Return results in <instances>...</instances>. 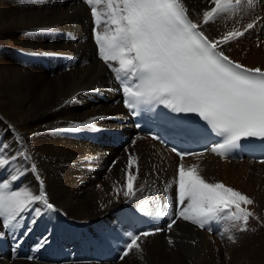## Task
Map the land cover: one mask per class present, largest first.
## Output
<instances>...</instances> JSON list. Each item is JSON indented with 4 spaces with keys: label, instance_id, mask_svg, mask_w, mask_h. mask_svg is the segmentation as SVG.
Returning <instances> with one entry per match:
<instances>
[{
    "label": "bare ground",
    "instance_id": "1",
    "mask_svg": "<svg viewBox=\"0 0 264 264\" xmlns=\"http://www.w3.org/2000/svg\"><path fill=\"white\" fill-rule=\"evenodd\" d=\"M182 1L199 26L203 12L214 7L211 0ZM96 6L101 13L108 11L104 3ZM234 10L246 22L234 31L245 35L255 28L257 34L251 33L259 37L264 0L234 2L226 19H232L229 13ZM248 23L254 27L245 31ZM94 25L84 0H0V144L7 146L9 157L18 151L30 157L12 163L9 172L28 168L13 188L27 186L37 194L43 181V191L55 208L45 209L34 224L30 221L35 214L24 213L15 229L30 238L32 259L10 257L19 253L17 245L12 249L4 245L0 264H259L255 253L264 247V164L207 153L184 160L186 169L197 165L206 182L222 183L252 200L250 205L241 204L253 214L247 229L243 221L225 218L218 222L219 231L210 234L179 219L168 233L162 230L142 238L141 250L133 249L121 259L126 241L137 234L136 221L157 228L173 216L175 187L170 185L177 160L148 138H129L128 128L120 124L125 112L117 102L114 73L99 58L90 33ZM231 28L218 24L225 35ZM97 31L104 32L103 24ZM209 37L213 38L211 33ZM230 41L221 42L220 48L244 63L232 56L246 55L243 42H236L229 55ZM263 58L264 53L256 50L248 53L244 64L260 68ZM90 120L97 131H63L70 123ZM107 128L118 131L107 133ZM124 151L136 158L132 169L137 175L136 196L127 201L122 191H114L127 182L128 158L119 161ZM33 164L36 172L31 171ZM1 173L0 180L8 178V172ZM44 238L47 243L39 247ZM92 244L102 251L95 249L92 258H86L84 249L91 252Z\"/></svg>",
    "mask_w": 264,
    "mask_h": 264
},
{
    "label": "snow or ice",
    "instance_id": "2",
    "mask_svg": "<svg viewBox=\"0 0 264 264\" xmlns=\"http://www.w3.org/2000/svg\"><path fill=\"white\" fill-rule=\"evenodd\" d=\"M84 2L91 7L95 27L104 26L103 33L95 32L99 58L115 73V79L122 86L124 105L133 115L152 111L157 105H164L171 112L194 113L199 119L187 129L194 142L199 143L213 133L220 138L205 151L225 157L234 151L259 148L264 154V70L245 67L219 50L221 42L227 43L244 32H229L221 41H210L189 18L182 0ZM234 2L239 5L241 0H211L214 7L203 12V22L228 13ZM101 3L106 4L107 12L98 11L96 5ZM253 27L248 23L245 31ZM85 128L98 130L90 120L83 125L70 123L63 131L79 132ZM152 138L159 139L158 136ZM6 149V145L0 144V172H8V178L0 180V227L16 229L24 213L35 214L30 221L34 224L45 209L55 211V208L43 191V181L37 194L27 186L13 188L28 168L9 172L12 163L18 157H30L19 151L9 157ZM170 150L181 160L174 184L170 185L176 188L180 207L176 218L167 224V231H171L176 219L190 221L200 228L225 218L247 225L253 214L241 204L250 205L252 200L222 183L206 182L197 165L185 168V156H201L203 152L178 151L176 147ZM135 164L136 158L130 154L127 182L123 188H114L118 194L122 191L126 201L136 196L137 175L132 172ZM31 171L36 172L34 164ZM159 231L161 229L155 228L132 235L130 242L125 243L121 259L133 249L141 250L138 241ZM168 242L172 244L171 238ZM46 243L47 238H44L39 247Z\"/></svg>",
    "mask_w": 264,
    "mask_h": 264
},
{
    "label": "rangeland",
    "instance_id": "3",
    "mask_svg": "<svg viewBox=\"0 0 264 264\" xmlns=\"http://www.w3.org/2000/svg\"><path fill=\"white\" fill-rule=\"evenodd\" d=\"M205 2L204 3H202V4H208L209 3V1L208 0H204ZM8 3H9V5H10V7H12L11 5V1H8ZM8 10H11V8H8ZM11 12L9 11V13L8 14H10ZM229 15H231V17L230 18H232V19H226L227 18V16L225 15V13H221V14H218L217 16H215L214 17V19H213V21H210V22H208V23H204L203 22V15L200 17V26L201 27H203V30L204 31H206L207 32V34H208V36H210V33L212 34V36H213V40H215V41H221L222 40V37L223 36H225V34L224 33H222L219 29H218V24L219 23H224L225 25H227L228 27H230V26H232V28L230 29V31L229 32H233L234 31V29L240 24V23H244V25H245V23L246 22H244V19H245V17H241V16H239L236 12H235V10L234 11H231L230 13H229ZM261 23H264V21L263 22H261ZM236 30H238V29H236ZM255 32V34H257V32H256V30H255V28H253L252 30H250L249 32H247L245 35H244V37H242V38H239L238 40H236V41H230V43L227 45V49H228V54L229 55H232V53L231 52H229V49L230 48H232V46L233 47H235L234 45H236V42H239L240 43V45H241V42H243L242 43V50L244 51V52H246V55L245 56H243L244 55V53L242 54V55H240V56H236V55H232V56H234L236 59H238V60H240V61H243L244 63H246V59H247V56H248V53H254L255 54V52H256V50L257 51H259L260 50V52H262V53H264V38H262L263 37V35H264V24L260 27V30H259V37H257V36H255L253 33H251V32ZM101 32V31H100ZM210 32V33H209ZM228 32V33H229ZM91 34H92V32H90ZM261 40H263V41H261ZM12 59V58H11ZM11 61H13V59L11 60ZM260 63H261V65H260V68L261 67H263L264 68V58L263 59H261V61H260ZM12 64H14V63H12ZM114 131H118V130H114L113 128H107L106 129V132L107 133H112V132H114ZM127 146H129V144L127 145ZM136 147H138V146H136V145H134L133 146V149H134V151L136 150ZM139 148H142V149H144V151L145 152H147V153H152L150 150H148V149H145V148H143L142 146H140ZM122 149V148H121ZM122 151H123V149H122ZM130 154H128L127 153V156H129ZM135 155V154H134ZM126 156V154H125V151L124 152H121V154L119 155V161H126V159L128 158ZM170 218V217H169ZM168 218V219H169ZM167 220V219H166ZM166 220H164V221H166ZM243 227V226H242ZM243 229H247V227L246 228H244L243 227ZM160 232V231H159ZM128 241V240H127ZM126 241V242H127ZM101 250L99 247H98V245H96V244H92L91 245V252H88V250H85L84 249V252L86 253V255H87V257L86 258H88V257H91L92 258V251L93 250ZM123 249V248H122ZM102 251V250H101ZM122 251V250H121ZM104 252V251H103ZM104 253H106L107 255H108V257H109V260H113V258H112V255L110 254V253H108V252H104ZM257 254V255H256ZM255 255H256V257H255V259H256V261H258L259 262V264H264V247L263 248H261L259 251H257L256 253H255ZM259 259V260H258ZM100 261V260H99ZM261 261V262H260ZM226 263L227 264H230V262H228V261H226Z\"/></svg>",
    "mask_w": 264,
    "mask_h": 264
}]
</instances>
